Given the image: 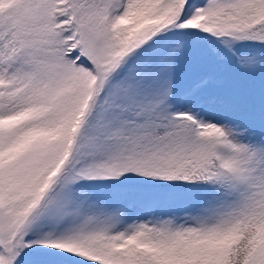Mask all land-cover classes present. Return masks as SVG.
Returning <instances> with one entry per match:
<instances>
[{"label":"snow or ice","instance_id":"6c2138e0","mask_svg":"<svg viewBox=\"0 0 264 264\" xmlns=\"http://www.w3.org/2000/svg\"><path fill=\"white\" fill-rule=\"evenodd\" d=\"M0 264H264V0H0Z\"/></svg>","mask_w":264,"mask_h":264}]
</instances>
